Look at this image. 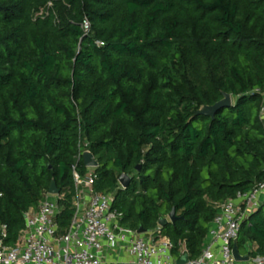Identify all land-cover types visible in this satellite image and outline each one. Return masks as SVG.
Returning <instances> with one entry per match:
<instances>
[{"label": "trees", "instance_id": "trees-1", "mask_svg": "<svg viewBox=\"0 0 264 264\" xmlns=\"http://www.w3.org/2000/svg\"><path fill=\"white\" fill-rule=\"evenodd\" d=\"M263 90L264 0H0L5 242L16 243L53 179L58 223L70 225L85 147L100 163L95 189L114 193L123 225L153 230L175 209L161 234L176 256L182 242L198 258L218 207L264 182ZM224 93L232 106L196 114ZM238 241L264 256V202Z\"/></svg>", "mask_w": 264, "mask_h": 264}, {"label": "built area", "instance_id": "built-area-1", "mask_svg": "<svg viewBox=\"0 0 264 264\" xmlns=\"http://www.w3.org/2000/svg\"><path fill=\"white\" fill-rule=\"evenodd\" d=\"M85 19L82 27L90 30ZM261 119L264 122V90ZM87 144V143H86ZM81 145V143H80ZM88 148L80 147L72 167L74 180L73 215L70 225L58 223L64 195L45 192L36 208L25 213V227L15 244L5 242L7 226L0 223V264H106L117 256L116 264H177L175 243L161 234V226L139 233L123 225L124 214L115 207L114 193L95 189L96 168L82 173L79 161ZM264 202V182L247 192H238L224 201L210 223L201 255L186 264H264V256H251L238 262L233 255V241L238 238L242 222ZM180 253L187 248L180 242ZM127 255L129 261L120 257Z\"/></svg>", "mask_w": 264, "mask_h": 264}, {"label": "water", "instance_id": "water-1", "mask_svg": "<svg viewBox=\"0 0 264 264\" xmlns=\"http://www.w3.org/2000/svg\"><path fill=\"white\" fill-rule=\"evenodd\" d=\"M233 103L234 102H233L232 95L229 93H224V97L221 100H219L218 102H216L213 105L202 106L196 112V114H204V115H207V116L214 118L216 113L221 108L232 106ZM83 163L86 167H90V168H98L100 166V163L97 160L96 156L89 149H87L83 152ZM132 178H133L132 174L124 172L119 177V183L121 184V186L123 188H127L129 186ZM49 193L54 194V195L60 193V189L57 186V183L54 179L51 182V185L49 188ZM177 218L178 217L176 216V211H175V209H173L167 216L160 218L158 224L161 227H164L169 222L174 223ZM146 231L147 230L145 228H143L142 226H140L138 228L139 233H143ZM233 255H234L235 260L238 262H246V261H249L251 259V255L249 253H245V254L241 253L240 248H239L238 238L234 239V241H233ZM188 260H189L188 254H184L182 257L177 259V264H186L188 262Z\"/></svg>", "mask_w": 264, "mask_h": 264}, {"label": "rangeland", "instance_id": "rangeland-1", "mask_svg": "<svg viewBox=\"0 0 264 264\" xmlns=\"http://www.w3.org/2000/svg\"><path fill=\"white\" fill-rule=\"evenodd\" d=\"M50 6H52L51 4L49 5V7ZM45 13H47V9H41L39 12H38V15H44ZM123 258H125V260L127 261H129V257L127 256V255H123L122 256ZM112 260V264H116V262H114V261H116L117 260V256L115 255V256H113V258L111 259Z\"/></svg>", "mask_w": 264, "mask_h": 264}, {"label": "crops", "instance_id": "crops-1", "mask_svg": "<svg viewBox=\"0 0 264 264\" xmlns=\"http://www.w3.org/2000/svg\"><path fill=\"white\" fill-rule=\"evenodd\" d=\"M112 258H113V257H112ZM112 258H111V259H112ZM120 258H121V259H123V257H122V256H121ZM111 259H110V261H109V262H107L106 264H112V260H111ZM114 262H115V261H114Z\"/></svg>", "mask_w": 264, "mask_h": 264}]
</instances>
